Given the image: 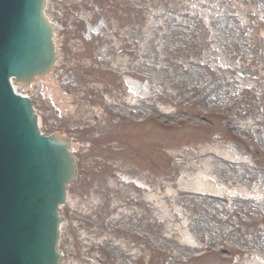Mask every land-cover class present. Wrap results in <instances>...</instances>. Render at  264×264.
<instances>
[{"label":"rangeland","instance_id":"obj_1","mask_svg":"<svg viewBox=\"0 0 264 264\" xmlns=\"http://www.w3.org/2000/svg\"><path fill=\"white\" fill-rule=\"evenodd\" d=\"M260 5L264 0H62L66 28L56 35L51 75L18 86L41 131L67 136L76 154L77 174L61 206V264H229L221 257L236 256L209 251L223 242L210 236L200 191L170 207L153 198L165 191L185 197L176 193L182 176L191 182L206 159L218 167L223 150L248 154L253 176L264 175V135L254 136L251 122L264 115V103L252 109V95L237 89H264V67L249 63L264 66V18L247 12ZM223 7L236 10L245 28L228 32ZM223 47L236 66L220 71ZM223 76L238 85L223 89ZM141 103L149 108L144 117L133 109ZM175 212L179 224L170 220ZM237 213L229 221L253 242L251 211ZM259 227L264 235V217Z\"/></svg>","mask_w":264,"mask_h":264},{"label":"water","instance_id":"obj_2","mask_svg":"<svg viewBox=\"0 0 264 264\" xmlns=\"http://www.w3.org/2000/svg\"><path fill=\"white\" fill-rule=\"evenodd\" d=\"M44 0H0V264H60L58 206L75 174L69 142L42 135L28 83L55 59Z\"/></svg>","mask_w":264,"mask_h":264},{"label":"bare ground","instance_id":"obj_3","mask_svg":"<svg viewBox=\"0 0 264 264\" xmlns=\"http://www.w3.org/2000/svg\"><path fill=\"white\" fill-rule=\"evenodd\" d=\"M260 3L263 4L262 1L259 2V4ZM235 11L236 10L223 7L219 13L220 19H224L223 21L227 24L229 21L231 22V24L227 26L228 32L240 31L239 28H245V25H243V23H241L236 17ZM247 12L259 17L260 19L264 18V7H262V5L258 6L257 10H254L253 13L250 11ZM259 28L262 29L261 26ZM252 34L256 36L255 32ZM232 43L234 46H237L234 41ZM251 47L253 49V46ZM222 51L226 57L224 55L222 56L220 71H225L232 66H236L234 57L231 59V64L227 63V58L230 59V56L226 47H223ZM249 63L251 66H257L259 68L264 67L256 65L255 58H253ZM233 70H237V68L233 67ZM220 82L223 89L227 86L236 87V85H238L237 83H230L228 78L225 76L221 77ZM237 89H240L242 92H249L252 95V98L255 100V104L252 109H257L261 103H264V89L258 91L250 84H247L246 86L243 85L241 88L237 87ZM137 99H141V101L145 100L138 97ZM146 106L148 105L141 103L139 106H133V109H136L135 111L142 114L144 117L148 113V107L146 108ZM138 108L141 110H138ZM251 122L257 126L255 129L257 132H255L254 136L258 137L260 133L259 131H261L264 135V115L262 112H259L256 117L252 116ZM223 151L224 153L220 154L219 152L218 154V167L215 166L214 161L206 159L205 163L207 166L203 167L200 173L193 175L190 178V180H192L191 182H187L189 175L187 177L186 174L182 176L181 183H179L176 193L178 195H185L187 192L185 197H174L173 193L166 192L163 189L164 186L159 185L161 191H165L163 193L166 194L160 197L159 194L162 192H155L153 199L155 201H159V199H161L165 203L164 205L166 207H170V202H174L175 205H177V203L180 204L186 199L193 201V197H188L189 192L193 190L200 191L199 194H201L202 199L206 202L204 218L207 229L211 230L210 236H214L217 238L216 240L223 242L219 248L214 249L219 255L223 251H226L227 253L230 251L232 254L236 255L235 257L222 256L221 258L223 260L227 259L229 264H264V235H262V231H258L260 230L259 223L264 217V175L260 174L256 177L253 176L249 165V161L252 159L248 154L246 155L240 151ZM261 156V160L264 161V153H261ZM211 166L214 167L210 169L209 167ZM185 169L187 173L192 169V166L189 165ZM240 209L251 211V214L253 215L249 223V228L255 232L250 235L254 238L253 242L246 243L245 238L247 234H245L244 230L241 229L238 224L229 221V218L231 216H236ZM173 210L175 211L174 207ZM170 216V220L177 221L178 224L180 223L181 219L176 212ZM183 226L186 227V231L182 234V236L185 237L186 240L190 236V224L185 222ZM238 235L242 236L243 240L241 242L236 241V237ZM230 241L233 242L232 248L226 247L230 244ZM205 245L207 244L204 243V246ZM188 248L194 250L192 246ZM183 249H187V247L184 246ZM188 256L195 257V253H189Z\"/></svg>","mask_w":264,"mask_h":264}]
</instances>
